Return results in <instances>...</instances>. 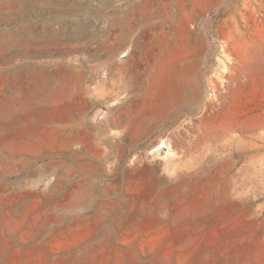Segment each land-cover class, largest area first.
I'll return each instance as SVG.
<instances>
[{
    "label": "rangeland",
    "instance_id": "1",
    "mask_svg": "<svg viewBox=\"0 0 264 264\" xmlns=\"http://www.w3.org/2000/svg\"><path fill=\"white\" fill-rule=\"evenodd\" d=\"M107 1L0 0V264H264V0ZM232 126L256 147L196 145Z\"/></svg>",
    "mask_w": 264,
    "mask_h": 264
},
{
    "label": "crops",
    "instance_id": "2",
    "mask_svg": "<svg viewBox=\"0 0 264 264\" xmlns=\"http://www.w3.org/2000/svg\"><path fill=\"white\" fill-rule=\"evenodd\" d=\"M100 6L104 7V8H119V9L120 8L126 9L129 7H132V8H140L141 7V8H146V9H155L157 6V3H153L150 0H143V1L137 0V1H132V2L107 1V2H105V4H100ZM106 23L110 26L109 31H106L103 34L98 33L99 41H101V43L98 45L97 52L101 53L102 55L111 56V55H115L117 52H121L125 47V44L128 40L127 35H126V30H127L128 25H129V19L127 17L126 11H123L117 17H108L106 20ZM149 28L150 27L148 25L147 29H149ZM78 32L79 31L77 30L76 35L78 34ZM173 39L175 41L178 40L179 35L175 34ZM186 50H188V49H184V51H186ZM33 56H36V55H34V53H33ZM177 56L178 57L179 56H188V53L187 52H177ZM186 66H188V64H186L185 67L181 71L182 72L181 75H183L182 79L187 77L186 74L189 71V70H187ZM136 68H137L136 62H132L130 67L128 66L129 70H135ZM173 74H176V72L172 71L171 68H168L166 70V75H168V78L166 79V81L165 80L164 81L171 84L170 81H171L172 77H174V80L177 83L178 88H180L179 82H181V79H180L181 75L179 73L177 75H173ZM165 85H166V83H165ZM178 95H179V91H178L177 95H174L175 97H172L171 91H167L166 94L164 93L162 95L163 106L161 108L162 111H161V116L158 120L159 122L164 119L165 115L170 110L173 111V109L178 108L180 106V102L176 98V96L178 97ZM117 110H119V114H123L125 109L122 107H119V109H117ZM141 112L144 113V110ZM170 113H168V114H170ZM141 115H142V113H140V116ZM137 119H139L138 122H135L132 125H130V127H131V130H130L131 134L130 135H131V138H133V139H137L139 137L146 135L148 133V131L150 129H152V126L155 124V123H145L141 118H139V114L137 116ZM114 120H115V118H114ZM117 125L118 124L116 122L114 123V121H113V126L118 127ZM132 129L134 130L133 134L131 132ZM124 150H126V148H123V151Z\"/></svg>",
    "mask_w": 264,
    "mask_h": 264
},
{
    "label": "bare ground",
    "instance_id": "3",
    "mask_svg": "<svg viewBox=\"0 0 264 264\" xmlns=\"http://www.w3.org/2000/svg\"><path fill=\"white\" fill-rule=\"evenodd\" d=\"M47 52L48 51L45 50V49H42V50H37L36 49L34 51V55H37V54H40V53H47ZM122 57H125V55L123 54ZM162 83L165 85L166 82L164 81ZM167 91H169V90H167ZM166 92H165V94H166ZM172 97H174L173 94H172ZM255 129H256V127H255ZM231 130L232 131H237L236 127L233 128V126L231 127V129H229L228 131H225V132H220V131H217V130L213 129V131H211L209 133H206V135H204L202 138H200L199 141L196 143V145H200V144L207 145L210 148L211 151L213 150V151H220V152L228 151L229 148L231 149L232 145H234L233 147H235V149L236 148H241V147H247V146H250L251 148L256 147L255 142L259 138H258V134L256 133V131L254 129H249L248 131L240 130L241 132H240V134H238V136H235L233 138L232 137L231 138H229V137L227 138V136L229 135V132ZM160 148H163V145H161ZM169 155H171V154H169ZM252 159L253 158H251V160ZM173 179L174 180H180L181 179V175L176 172L175 178H173ZM176 189H175V193H174L175 195L184 194V192H185L184 190L183 191H179V190H176ZM165 193H167V192H165ZM165 193H163V194H165ZM74 205H76V202L74 204L73 203L70 204V206H69L70 209L72 207L75 208Z\"/></svg>",
    "mask_w": 264,
    "mask_h": 264
}]
</instances>
